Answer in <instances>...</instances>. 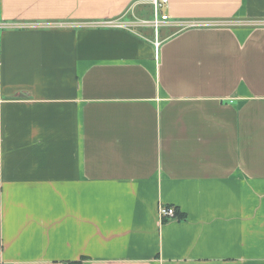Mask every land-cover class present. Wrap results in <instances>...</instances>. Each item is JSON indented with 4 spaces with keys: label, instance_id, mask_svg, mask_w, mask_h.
<instances>
[{
    "label": "crops",
    "instance_id": "0c3cea01",
    "mask_svg": "<svg viewBox=\"0 0 264 264\" xmlns=\"http://www.w3.org/2000/svg\"><path fill=\"white\" fill-rule=\"evenodd\" d=\"M160 13L0 0V264H264V0Z\"/></svg>",
    "mask_w": 264,
    "mask_h": 264
},
{
    "label": "built area",
    "instance_id": "2783aa9c",
    "mask_svg": "<svg viewBox=\"0 0 264 264\" xmlns=\"http://www.w3.org/2000/svg\"><path fill=\"white\" fill-rule=\"evenodd\" d=\"M169 0H152L153 8H154V18L152 21H145L142 22L143 24H149L152 25L153 28L156 29V34H158V28H160L164 23H172L170 21L168 14H160V8L164 5H167ZM138 22H132V21H121V20H106V21H100V22H93L91 25L96 26H109V27H119V28H132L137 25ZM176 24L179 22L176 21ZM19 26H23L24 24H18ZM50 25V24H49ZM140 25V24H138ZM212 24L208 23H198V22H184L183 24L180 23V26L184 28L189 27H201V26H210ZM160 45V41L156 39V47L158 48ZM159 214L161 216V220L176 218V209L172 206H161L159 208Z\"/></svg>",
    "mask_w": 264,
    "mask_h": 264
},
{
    "label": "trees",
    "instance_id": "16d2710c",
    "mask_svg": "<svg viewBox=\"0 0 264 264\" xmlns=\"http://www.w3.org/2000/svg\"><path fill=\"white\" fill-rule=\"evenodd\" d=\"M176 217L178 218V219H185V215L184 214H180L179 212H178V210H176ZM168 219H164L163 220V222H165V221H167ZM82 261L83 260H79V261H71V262H69L68 264H82Z\"/></svg>",
    "mask_w": 264,
    "mask_h": 264
},
{
    "label": "rangeland",
    "instance_id": "374dc122",
    "mask_svg": "<svg viewBox=\"0 0 264 264\" xmlns=\"http://www.w3.org/2000/svg\"><path fill=\"white\" fill-rule=\"evenodd\" d=\"M151 27H152V25H150ZM154 30H155V35H156V37H158V34H156V29L154 28ZM158 33H159V28H158V31H157Z\"/></svg>",
    "mask_w": 264,
    "mask_h": 264
},
{
    "label": "bare ground",
    "instance_id": "6f19581e",
    "mask_svg": "<svg viewBox=\"0 0 264 264\" xmlns=\"http://www.w3.org/2000/svg\"><path fill=\"white\" fill-rule=\"evenodd\" d=\"M161 14V13H160Z\"/></svg>",
    "mask_w": 264,
    "mask_h": 264
}]
</instances>
